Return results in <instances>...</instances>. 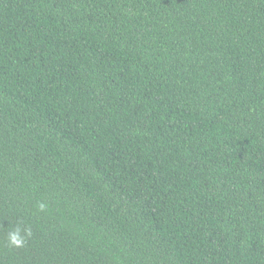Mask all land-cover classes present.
<instances>
[{
  "label": "trees",
  "instance_id": "trees-1",
  "mask_svg": "<svg viewBox=\"0 0 264 264\" xmlns=\"http://www.w3.org/2000/svg\"><path fill=\"white\" fill-rule=\"evenodd\" d=\"M0 264H264V0H0Z\"/></svg>",
  "mask_w": 264,
  "mask_h": 264
},
{
  "label": "clouds",
  "instance_id": "clouds-1",
  "mask_svg": "<svg viewBox=\"0 0 264 264\" xmlns=\"http://www.w3.org/2000/svg\"><path fill=\"white\" fill-rule=\"evenodd\" d=\"M30 230L26 229L25 234L22 236L19 229L15 231L9 232L8 234V241L11 245L16 247H21L25 243V236H30Z\"/></svg>",
  "mask_w": 264,
  "mask_h": 264
}]
</instances>
